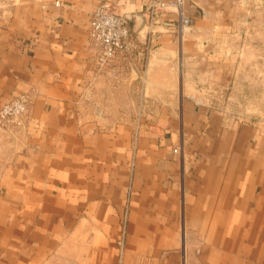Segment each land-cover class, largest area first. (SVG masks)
Returning <instances> with one entry per match:
<instances>
[{
	"label": "crops",
	"instance_id": "0c3cea01",
	"mask_svg": "<svg viewBox=\"0 0 264 264\" xmlns=\"http://www.w3.org/2000/svg\"><path fill=\"white\" fill-rule=\"evenodd\" d=\"M101 1L133 16L111 67ZM154 1L0 0V106L30 98L0 126V264H264V0H182L186 27Z\"/></svg>",
	"mask_w": 264,
	"mask_h": 264
},
{
	"label": "built area",
	"instance_id": "2783aa9c",
	"mask_svg": "<svg viewBox=\"0 0 264 264\" xmlns=\"http://www.w3.org/2000/svg\"><path fill=\"white\" fill-rule=\"evenodd\" d=\"M182 0H158L149 4L144 12L148 15L149 26L156 24L168 5L180 9ZM129 13L117 12L108 1H101L91 13L90 38L98 49V64L100 67H111L113 58L118 53H130L136 49ZM180 27H186L193 19L185 16L179 10ZM115 73V72H113ZM30 98L26 93H20L0 106V126L16 122L24 115L29 106ZM175 152L179 148L174 149Z\"/></svg>",
	"mask_w": 264,
	"mask_h": 264
},
{
	"label": "rangeland",
	"instance_id": "374dc122",
	"mask_svg": "<svg viewBox=\"0 0 264 264\" xmlns=\"http://www.w3.org/2000/svg\"><path fill=\"white\" fill-rule=\"evenodd\" d=\"M261 63L263 64L262 66L264 68V42H261ZM55 264H65V261L60 260Z\"/></svg>",
	"mask_w": 264,
	"mask_h": 264
}]
</instances>
